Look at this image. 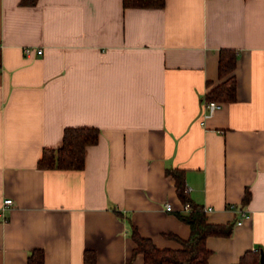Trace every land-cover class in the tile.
Listing matches in <instances>:
<instances>
[{
	"label": "crops",
	"instance_id": "obj_1",
	"mask_svg": "<svg viewBox=\"0 0 264 264\" xmlns=\"http://www.w3.org/2000/svg\"><path fill=\"white\" fill-rule=\"evenodd\" d=\"M123 2L0 0V264L36 249L45 264H86L87 250L145 264L133 228L181 248L171 169L209 222L233 226L208 237V264L264 250V0ZM222 49L238 53L237 99L206 118ZM67 127L100 130L85 167L39 168Z\"/></svg>",
	"mask_w": 264,
	"mask_h": 264
},
{
	"label": "trees",
	"instance_id": "obj_2",
	"mask_svg": "<svg viewBox=\"0 0 264 264\" xmlns=\"http://www.w3.org/2000/svg\"><path fill=\"white\" fill-rule=\"evenodd\" d=\"M39 0H21L23 6H35ZM125 8H163L166 0H123ZM238 53L234 49H222L219 57V76L222 80L216 86L209 83L205 98L221 103L234 102L237 99V78L235 70ZM100 130L94 127H67L59 147L45 148L38 162L41 169L82 170L86 164L87 149L99 142ZM176 181L177 193L184 203H191L189 212H179V218L191 228L188 239H179V249L160 248L152 239L142 236L133 228L132 237L136 243L135 253L144 255L145 264H208L211 250L207 247L210 236L228 237L232 234V224H215L208 220L204 209L191 202L185 182V172L181 169L168 170ZM250 195L247 194V202ZM261 249L247 251L237 264H262ZM84 261L92 264L96 255L85 251ZM28 264H45V252L36 249L29 257Z\"/></svg>",
	"mask_w": 264,
	"mask_h": 264
},
{
	"label": "built area",
	"instance_id": "obj_3",
	"mask_svg": "<svg viewBox=\"0 0 264 264\" xmlns=\"http://www.w3.org/2000/svg\"><path fill=\"white\" fill-rule=\"evenodd\" d=\"M43 51L40 49L38 50V53L41 54ZM25 53L27 55H30L32 53V49L30 47H27L25 49ZM223 106V103L221 102H218V101H215V100H208L207 103H206V108L208 110V113L205 114V117H209L211 116L215 111H217L218 109H221ZM4 206H9V205H13V200L12 199H6L4 201ZM192 206H191V203L187 202L184 204V207H183V212H189L191 210ZM166 209L168 211H171L172 210V205L169 203V204H166ZM211 209H206V211H210ZM240 223V222H239Z\"/></svg>",
	"mask_w": 264,
	"mask_h": 264
},
{
	"label": "water",
	"instance_id": "obj_4",
	"mask_svg": "<svg viewBox=\"0 0 264 264\" xmlns=\"http://www.w3.org/2000/svg\"><path fill=\"white\" fill-rule=\"evenodd\" d=\"M260 253H261V262L262 264H264V250L261 249Z\"/></svg>",
	"mask_w": 264,
	"mask_h": 264
}]
</instances>
